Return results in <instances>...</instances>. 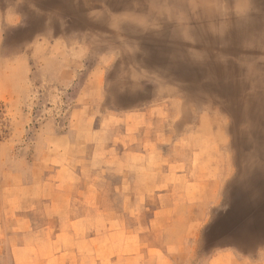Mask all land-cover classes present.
Here are the masks:
<instances>
[{"label":"rangeland","instance_id":"374dc122","mask_svg":"<svg viewBox=\"0 0 264 264\" xmlns=\"http://www.w3.org/2000/svg\"><path fill=\"white\" fill-rule=\"evenodd\" d=\"M30 1L0 0V210L38 202L40 231L53 195L82 230L105 236L124 220L131 264H252L264 255V110L240 101L231 74L236 48L264 24V5L235 25L234 41L199 31L193 43L159 44L151 34L167 20L141 26L103 1L92 14L110 24L86 25L60 0ZM188 13L194 27L198 12ZM88 163L97 172L78 173Z\"/></svg>","mask_w":264,"mask_h":264},{"label":"crops","instance_id":"0c3cea01","mask_svg":"<svg viewBox=\"0 0 264 264\" xmlns=\"http://www.w3.org/2000/svg\"><path fill=\"white\" fill-rule=\"evenodd\" d=\"M58 172L61 173L62 169L56 168L54 175ZM96 172L88 163L78 173ZM57 188L54 195L56 192L60 194V183ZM57 201L51 195L43 206L45 224L40 231L35 226L32 213L39 206L38 202L28 198L24 205L10 204L0 210V264H131L130 232L125 229L124 220H121L119 229H110L101 236L92 229L82 230L79 225L82 218L77 213L69 220L66 201L60 198ZM89 206L92 205L89 203ZM90 211L92 214V207ZM69 221H73L71 225ZM150 223L154 228L157 217ZM115 255L117 259H113ZM132 259L134 262V256Z\"/></svg>","mask_w":264,"mask_h":264},{"label":"bare ground","instance_id":"6f19581e","mask_svg":"<svg viewBox=\"0 0 264 264\" xmlns=\"http://www.w3.org/2000/svg\"><path fill=\"white\" fill-rule=\"evenodd\" d=\"M103 1L108 5L107 9H109V11H120L127 14L128 16L133 14L134 16L132 18H138L137 20L141 22H139L141 26L146 24L145 18L147 17L151 18L153 20V23L156 24H164V22H166L167 20V24H164L165 27L163 29L152 34L146 31L143 32L144 34L155 35L156 38L154 40L159 44H161L163 41L172 43V38H175L174 41L184 40V37L188 35V30H191L196 36L199 35V31H201V33L203 34L202 36L207 37L209 42H212L213 40L214 43L220 42L221 44H224L229 40L234 41L235 36L232 35V32L233 29H236L235 25L243 26L244 23L242 21H244L247 25L250 23V18L247 20H244L242 18H245L248 15L251 9V0H249L248 2L247 0H226V3L228 5V9L226 12H221L219 9H215V4L220 0H191L192 2H189L188 0H146L145 3L143 2V0H60V2L64 5L63 9H71L77 12V14H75L76 16H78L77 23L86 25H94L96 23H100L108 25L110 24V21L108 19L103 20L101 18H96L95 16H93L94 14H98V10L100 8L98 7L97 3ZM30 2H33V0H31ZM132 6L134 8V11L133 8H131ZM84 8H88L90 12L92 11L91 14L88 15L87 13H84ZM188 9L192 10L195 13L198 12L197 15L199 16V18L194 17L196 20H198L194 23V27L190 26V22H192V20L188 13ZM177 11L183 17V19L178 21L174 17V15L176 16ZM167 13L169 15H167ZM224 17L227 18V22L232 26L230 31L223 38L218 36H216L215 38L214 36L211 37L210 33L212 32V28L219 27L222 22V18ZM262 20H264L263 16H260V21ZM258 31L259 32L256 33L254 38L247 35L246 37H244L245 40L251 41L260 39L261 33H264V24L258 26ZM242 51L243 49L236 48V52L242 53ZM225 53V50H221V52L216 55V57L219 58L216 60H212V68L215 73H218V68H220L221 66L225 67ZM235 56L237 57V55ZM221 58H223V60ZM239 72L241 73L240 68L231 73L233 74V78H235V76L236 78H238L235 81V84L232 83V87L237 86L243 92L240 93L239 97L240 101H242L243 103H255L256 101L257 106L255 107V111L258 114V109L260 111L264 110V88L260 89L261 86L259 84H257L255 88H252L248 85V83L242 82L240 80ZM249 89L252 90L251 94L249 93ZM260 91H263V94ZM261 113L262 111L260 112V114Z\"/></svg>","mask_w":264,"mask_h":264},{"label":"clouds","instance_id":"9594fccd","mask_svg":"<svg viewBox=\"0 0 264 264\" xmlns=\"http://www.w3.org/2000/svg\"><path fill=\"white\" fill-rule=\"evenodd\" d=\"M145 3L146 0H143ZM226 3V0H225ZM252 8L250 9L248 15L244 20L249 19L251 16L259 13L261 9L258 5H264V0H251ZM231 25L227 22V18H222V22L219 27L212 28V35L218 37H225L226 34L230 31ZM189 43L196 41V35L188 30V35L184 37ZM237 63L241 70L240 80L244 83H250L253 85V88L257 84L264 88V33H261L260 39L253 41H246L243 44V51ZM264 249V246L260 247ZM252 264H264V255H258L256 253L255 258L252 260Z\"/></svg>","mask_w":264,"mask_h":264},{"label":"snow or ice","instance_id":"6c2138e0","mask_svg":"<svg viewBox=\"0 0 264 264\" xmlns=\"http://www.w3.org/2000/svg\"><path fill=\"white\" fill-rule=\"evenodd\" d=\"M116 19H117V20H120V19H122V18L117 17Z\"/></svg>","mask_w":264,"mask_h":264}]
</instances>
